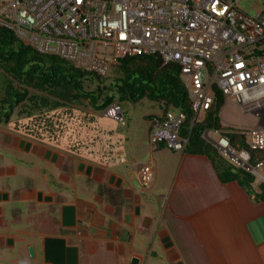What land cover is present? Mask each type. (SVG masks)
<instances>
[{"label": "crops", "instance_id": "0c3cea01", "mask_svg": "<svg viewBox=\"0 0 264 264\" xmlns=\"http://www.w3.org/2000/svg\"><path fill=\"white\" fill-rule=\"evenodd\" d=\"M151 103L103 126L68 104L0 124V264H264V202L205 156L151 147Z\"/></svg>", "mask_w": 264, "mask_h": 264}, {"label": "built area", "instance_id": "2783aa9c", "mask_svg": "<svg viewBox=\"0 0 264 264\" xmlns=\"http://www.w3.org/2000/svg\"><path fill=\"white\" fill-rule=\"evenodd\" d=\"M238 0H0V28L40 56L55 57L103 80L125 58L154 56L176 65L193 115L159 102L149 121L148 143L185 152L190 129L203 121L216 94L234 99L244 113L264 110V5L249 17ZM110 58V60H108ZM104 117L123 121L110 105ZM216 134L219 137L216 138ZM230 136L242 141L234 147ZM202 138L235 167L262 180L264 129L205 131ZM212 138V139H211ZM142 188L152 180L149 165L137 169Z\"/></svg>", "mask_w": 264, "mask_h": 264}, {"label": "trees", "instance_id": "16d2710c", "mask_svg": "<svg viewBox=\"0 0 264 264\" xmlns=\"http://www.w3.org/2000/svg\"><path fill=\"white\" fill-rule=\"evenodd\" d=\"M118 77L112 85L103 86L94 75L74 68L70 63L55 57L40 56L25 47L7 30L0 28V124L6 123L12 112L21 103L33 97L30 90L47 93L48 96L80 102L87 101L93 111H103L114 103L136 104L142 99L150 102H165L180 110L186 116V126H190L192 113L187 91L179 78L176 65H162L154 56L125 58L120 61ZM99 81V83H98ZM96 83L94 91L84 89L85 84ZM16 84V85H15ZM224 99L216 94L212 108L203 121L190 129L185 152L207 157L222 183L235 182L256 202H264V183L253 190L255 177L230 164L211 144L202 138L205 131L221 130L219 112ZM116 101V102H114ZM43 104H41V103ZM39 105L51 107L49 99H38ZM234 147L244 148L240 138L230 136ZM257 161L264 165V151L251 152L249 165ZM264 175V167H263Z\"/></svg>", "mask_w": 264, "mask_h": 264}, {"label": "rangeland", "instance_id": "374dc122", "mask_svg": "<svg viewBox=\"0 0 264 264\" xmlns=\"http://www.w3.org/2000/svg\"><path fill=\"white\" fill-rule=\"evenodd\" d=\"M263 5H264V0H238L237 9L242 14L249 16V17H253L259 14L263 10ZM108 60H110V58H108ZM117 77H118V70L112 69L107 75V77L102 80L103 82L99 83L98 81V83L100 85L107 87L108 85H112V83L114 82V79ZM96 85L97 84L94 82L93 83L87 82L84 86V89L87 91H94ZM29 92H30V96H33L31 99H33L34 102H31L29 100L24 101L17 108H15L14 113L11 115L13 116L15 114V119H16L15 122H17L18 124L24 121L26 117L30 118L29 116H32L30 119H35V117H38L41 113L45 115L49 114V112H47L48 111L47 107L40 106L39 103L36 104L35 102L36 101L35 97L38 99V97H43V95L46 96V98L49 99L50 102L51 101L58 102L59 105L60 104L74 105L76 109L81 110V111L84 109L86 110L90 109L87 101L81 100L80 102H75L72 100L60 99L58 98L57 95H54L56 97H51V96H48L47 93L45 95L44 93H40L35 90H30ZM223 101H224L223 105L219 112V122L221 125V130H225L226 132H229V133H234V132L248 131V130L256 128V125L259 121L258 116L254 114H250V113H244L234 99L229 98V99H224ZM115 104H116V107L121 112L124 111L126 108L128 115L130 116V119H133L134 116H140L144 114L146 110L147 112H149L150 109L153 107L155 109L157 108L155 104H152L147 99H142L136 104H131L128 102H122L119 104L115 103ZM54 107L55 106L53 105L50 108H54ZM30 119H26V120H30ZM95 121L97 122L98 126H103L108 122L110 123L115 122L114 120L108 119V118H103L99 120L98 118H95ZM67 129L68 128L66 127L65 130ZM214 137L218 138L219 134H216V136ZM262 175H263V170H262ZM254 183L255 185H258L260 183H264V180H255Z\"/></svg>", "mask_w": 264, "mask_h": 264}, {"label": "clouds", "instance_id": "9594fccd", "mask_svg": "<svg viewBox=\"0 0 264 264\" xmlns=\"http://www.w3.org/2000/svg\"><path fill=\"white\" fill-rule=\"evenodd\" d=\"M116 79V78H115ZM100 81H102V80H100ZM113 105H115L116 106V104L114 103ZM105 110V109H104ZM120 111V110H119ZM121 114V113H120ZM122 117V116H121ZM214 147V146H213ZM215 148V147H214ZM216 149V148H215Z\"/></svg>", "mask_w": 264, "mask_h": 264}, {"label": "water", "instance_id": "95a60500", "mask_svg": "<svg viewBox=\"0 0 264 264\" xmlns=\"http://www.w3.org/2000/svg\"><path fill=\"white\" fill-rule=\"evenodd\" d=\"M30 256H31V250H29Z\"/></svg>", "mask_w": 264, "mask_h": 264}, {"label": "bare ground", "instance_id": "6f19581e", "mask_svg": "<svg viewBox=\"0 0 264 264\" xmlns=\"http://www.w3.org/2000/svg\"><path fill=\"white\" fill-rule=\"evenodd\" d=\"M262 180H264V177H262Z\"/></svg>", "mask_w": 264, "mask_h": 264}]
</instances>
